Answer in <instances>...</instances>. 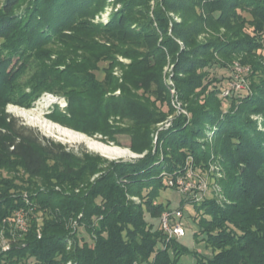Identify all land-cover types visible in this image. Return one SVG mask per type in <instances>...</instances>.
<instances>
[{
	"label": "trees",
	"instance_id": "16d2710c",
	"mask_svg": "<svg viewBox=\"0 0 264 264\" xmlns=\"http://www.w3.org/2000/svg\"><path fill=\"white\" fill-rule=\"evenodd\" d=\"M115 1L106 24L92 22L105 0H5L0 9V170L26 177L0 179V264H183L188 254L191 264H264V0ZM235 60L249 67L241 90L230 87ZM169 88L186 115L175 114ZM43 92L66 99L68 118L59 122L115 145L126 136L145 156L103 168L4 110L29 107ZM167 116L171 126L152 153L153 127ZM211 154L218 161L208 168ZM189 156L195 179H209L226 201L216 190L199 202L193 191L181 198L169 185L186 174ZM165 190L180 196L176 207L158 201ZM185 208L205 253L161 226L165 212L179 211L182 222ZM17 212L25 231L15 226Z\"/></svg>",
	"mask_w": 264,
	"mask_h": 264
},
{
	"label": "rangeland",
	"instance_id": "374dc122",
	"mask_svg": "<svg viewBox=\"0 0 264 264\" xmlns=\"http://www.w3.org/2000/svg\"><path fill=\"white\" fill-rule=\"evenodd\" d=\"M4 1L5 0H0V9L2 8V6L4 4ZM31 1H33V0H31ZM105 1L106 2H105V6H104L103 10L98 12L92 19L93 20L92 22L95 23V24H99V23L100 24H106V22L109 21L111 15L120 8V5L118 3H116L115 0H105ZM27 2H28V0H27ZM150 4H151V7H153L154 6V0H152ZM25 7H26V3H25L24 6H22L18 10L22 11ZM242 16L245 17L246 19H250V17L247 14H242ZM174 19L177 20L176 17H174ZM177 21H179V20H177ZM246 31L250 32L251 29L248 28ZM203 38L204 37L198 38V42H203V40H204ZM0 43H1V41H0ZM261 54L264 55V51L257 52V55H261ZM117 60L119 62L123 63V64H128L129 63V60H127L125 58H122L120 56L117 57ZM231 65H233L236 68L238 76L243 77V79H244V76L246 74H248L249 67H246V66L241 67L237 60L233 61ZM105 66H106V64H103V63H101L99 65L100 68H103ZM121 72H122V70L120 68H118V69L114 70L113 74L120 79L121 78ZM163 73H164L167 85L173 87V83H172V66H166L164 68ZM216 74L217 73H216V70H215L213 75H216ZM95 75H96L97 79H99V80H102L103 76H104V74L101 71L95 72ZM247 86H249V85L244 83V88H247ZM169 93H170V96H171V99H172V106H173V108L175 110V114L186 115V111L181 107V103L179 102V100H178V98H177V96L175 94V90H173V88H169ZM115 94H118V92H116ZM158 105H159V103H157V106ZM67 108H68L67 107V101L64 98V96L56 95V94H53V93H50V92H43V93H41V95L29 107H22V106L13 105V104H7L5 106V108H4V110H5V112L7 114H9L12 117L18 119L19 123H21L22 125L37 130L45 138L50 139V140H52V141H54L56 143H60V144H62L64 146L68 147L72 152H75V153H78V154H81L82 152H85L88 155H92L94 157L99 158L100 159L99 160V164L103 168H106L108 166L107 162H119V161L127 162V161H133V160H136V159H140L143 156H145V153L137 154V153H134L132 150L129 149V147H128L129 146V138L126 137V136L117 135L116 139H117L118 145H115V143L106 142L107 140H105L104 137L101 136L98 133H95L93 135H86L85 133H83V132H81L79 130L73 129L70 126L64 125L63 123L59 122V121L63 120L62 118H64V117H62V116H65V118H68V116H67L68 115ZM13 109L23 110V111L27 112L28 114H30L31 116H34L37 119L45 121L48 124H53L55 126H59V127L63 128V129L69 130V131H71V132H73L75 134L84 136V137H86L87 139H89V140H91L93 142H97V143L103 144V145L108 146V147H115V148H119L121 150H125L130 155L123 156V157H120V158H114V159L107 158L105 156H102L99 153H96V152H94L92 150H89L88 147L86 146V144L83 143V142L68 141L67 139L65 140V139L61 138L55 132H51V133L47 132L46 129L42 128L40 125L31 123L30 121L15 115V113H13V111H12ZM164 110H165V107H164ZM59 113L62 114V115H60ZM58 115H60V116H58ZM114 119L113 118L109 119V124L110 125L117 124L120 127H125L127 125V123H125V122H123L121 120H118V118H114ZM172 119H173V116H167L166 119H164L163 121L158 122L157 124L154 125L153 133H152L154 148H153V152L152 153H155L154 150H155V145H156V142H157V136H158L159 132L168 129L171 126ZM252 119L256 120L257 116H252ZM168 124H169V126L167 127ZM215 130H216L215 127H211L210 131L207 133V139H208V142H210V143H212L213 135L216 132ZM189 158H191V157L190 156L187 157L186 161L189 160ZM209 159L210 160L208 162V168H212V167H214V165H217L216 162L218 160L215 158L214 154H211ZM213 160H215V161H213ZM192 162H193V160H192ZM103 163H104V165H103ZM185 167H186V165H185ZM211 171H213V170H211ZM183 173L181 172V175L175 174L174 175L175 178H173L174 181H175V179L178 180V181L184 180L185 179V174L183 175ZM161 174L163 175L164 172H162ZM100 175H101L100 173L95 174L91 178L90 182H93ZM13 176H15L17 180L26 181L25 180L26 177L24 175V172L21 169H19V170L18 169H14L11 172L8 171L7 169H1L0 170V179L11 178ZM203 179L206 180V182L208 184V191H207L206 196L211 197L212 193L214 192V190H216L215 193H216V197H217L218 201L219 202L220 201H223V202L226 201V199L220 194L221 193L220 189H216L215 186H217V185L213 184L209 179H205V178H203ZM176 191L175 190L162 191L160 193L158 201L159 202H163V203L169 202L170 206L172 208L176 207L177 204H178V201L180 199V196L177 194ZM25 195H26V193H24V196ZM194 195H195V193H194ZM183 197H188V196L187 195L186 196L181 195V198H183ZM132 200H133V202L135 204H140V200H138L137 198H132ZM191 215H193L191 209L185 208L184 211H183V216L184 217L182 219V223H185L186 236L183 237L180 240V244L182 246H184L190 252L195 249L196 251L199 250V251H203L205 253L206 249L204 247V243H202V242L196 243L195 240H194L193 235L198 232V227L192 221V219L190 217ZM14 220H15V217H14ZM73 225H75V223ZM82 236L85 238L86 241H89L88 236H86L85 234H82ZM199 239H201L200 235L198 236V240ZM0 242L4 243V244L6 243L5 240H1ZM67 243H68L67 244L68 245L67 246V250H69L71 248V246H72L73 241L72 240H67ZM181 262L183 264H191L193 262V258L191 257L190 254H188V255L183 256L181 258ZM68 263L69 262H67V264ZM70 263L73 264L72 262H70Z\"/></svg>",
	"mask_w": 264,
	"mask_h": 264
},
{
	"label": "built area",
	"instance_id": "2783aa9c",
	"mask_svg": "<svg viewBox=\"0 0 264 264\" xmlns=\"http://www.w3.org/2000/svg\"><path fill=\"white\" fill-rule=\"evenodd\" d=\"M231 89L233 90H241L244 88V80L240 76H236L235 82L230 84ZM228 91L224 93V96H227ZM170 124V123H169ZM167 125V127L169 126ZM186 165V174L185 179L178 181L175 179H171L169 181V185L174 187L180 194L188 195L192 191L195 192L193 196L194 200L199 202L203 197H206L208 191V184L206 180L203 178L196 180L195 175L192 170V159L189 158L185 162ZM181 213L179 211L175 212H165L162 214L160 222L163 230L167 233L168 238H182L185 236V227L181 222ZM15 226L17 229L21 231H25V220L23 214L18 212L15 215ZM0 247L2 249H6V245L0 242ZM68 264H71L70 262Z\"/></svg>",
	"mask_w": 264,
	"mask_h": 264
},
{
	"label": "bare ground",
	"instance_id": "6f19581e",
	"mask_svg": "<svg viewBox=\"0 0 264 264\" xmlns=\"http://www.w3.org/2000/svg\"><path fill=\"white\" fill-rule=\"evenodd\" d=\"M12 111H13V113H15V115L22 117V118L30 121L31 123L40 125L42 128L46 129L47 132L57 133L61 138L65 139V140L67 139L68 141L83 142L86 144V146L88 147L89 150H92L96 153H99L102 156H105L107 158L114 159V158H120L123 156L130 155L125 150H121V149L115 148V147H108V146H105L103 144L93 142L84 136L75 134V133H73L69 130L63 129L59 126H55L53 124H48L45 121H42L40 119L35 118L34 116H31L30 114H28L27 112H25L23 110L13 109Z\"/></svg>",
	"mask_w": 264,
	"mask_h": 264
}]
</instances>
